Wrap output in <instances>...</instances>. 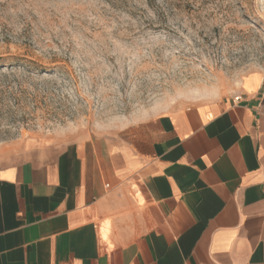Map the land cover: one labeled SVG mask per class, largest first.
<instances>
[{
  "label": "crops",
  "instance_id": "1",
  "mask_svg": "<svg viewBox=\"0 0 264 264\" xmlns=\"http://www.w3.org/2000/svg\"><path fill=\"white\" fill-rule=\"evenodd\" d=\"M263 90L1 150L0 264H264Z\"/></svg>",
  "mask_w": 264,
  "mask_h": 264
},
{
  "label": "rangeland",
  "instance_id": "2",
  "mask_svg": "<svg viewBox=\"0 0 264 264\" xmlns=\"http://www.w3.org/2000/svg\"><path fill=\"white\" fill-rule=\"evenodd\" d=\"M0 57V151L112 133L264 68V0H0Z\"/></svg>",
  "mask_w": 264,
  "mask_h": 264
},
{
  "label": "trees",
  "instance_id": "3",
  "mask_svg": "<svg viewBox=\"0 0 264 264\" xmlns=\"http://www.w3.org/2000/svg\"><path fill=\"white\" fill-rule=\"evenodd\" d=\"M12 60L13 61H19V59L18 58H12ZM29 64H32V65H34V63L33 62H28ZM9 66V68H14V65H12L11 63H6L5 62V59H2L1 57H0V68L2 69V68H7ZM17 67H20V68H24L22 65H16ZM1 74V73H0Z\"/></svg>",
  "mask_w": 264,
  "mask_h": 264
},
{
  "label": "built area",
  "instance_id": "4",
  "mask_svg": "<svg viewBox=\"0 0 264 264\" xmlns=\"http://www.w3.org/2000/svg\"><path fill=\"white\" fill-rule=\"evenodd\" d=\"M262 96H263V98H264V90H263V92H262Z\"/></svg>",
  "mask_w": 264,
  "mask_h": 264
}]
</instances>
